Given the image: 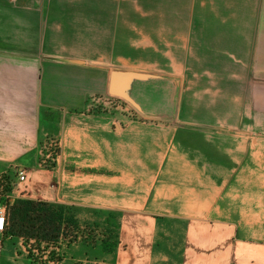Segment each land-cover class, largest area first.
Listing matches in <instances>:
<instances>
[{"label": "crops", "instance_id": "obj_1", "mask_svg": "<svg viewBox=\"0 0 264 264\" xmlns=\"http://www.w3.org/2000/svg\"><path fill=\"white\" fill-rule=\"evenodd\" d=\"M116 70L144 75L122 78L127 99ZM16 167L15 199L119 214L113 252L78 243L63 264H264V0H0ZM28 250L0 234V264H41Z\"/></svg>", "mask_w": 264, "mask_h": 264}, {"label": "trees", "instance_id": "obj_2", "mask_svg": "<svg viewBox=\"0 0 264 264\" xmlns=\"http://www.w3.org/2000/svg\"><path fill=\"white\" fill-rule=\"evenodd\" d=\"M97 227L81 222L77 210L72 207L19 198L10 206L4 235L22 239L29 248L30 258L36 263L62 264L64 247L70 248L74 244L84 243L92 248L101 244L110 253L115 250L119 243L118 232L114 241L115 233H100Z\"/></svg>", "mask_w": 264, "mask_h": 264}, {"label": "built area", "instance_id": "obj_3", "mask_svg": "<svg viewBox=\"0 0 264 264\" xmlns=\"http://www.w3.org/2000/svg\"><path fill=\"white\" fill-rule=\"evenodd\" d=\"M42 150V167L49 170L51 162L55 161L58 144L51 142L44 146ZM29 171L25 168L16 167L12 170H2L0 168V234L4 235L9 218V209L15 197H26L30 193ZM48 264H54L49 261Z\"/></svg>", "mask_w": 264, "mask_h": 264}, {"label": "rangeland", "instance_id": "obj_4", "mask_svg": "<svg viewBox=\"0 0 264 264\" xmlns=\"http://www.w3.org/2000/svg\"><path fill=\"white\" fill-rule=\"evenodd\" d=\"M115 105H116L115 107L121 106V105H117L116 103H115ZM48 144L47 143H45V144L43 143L42 150L44 149V151H46L44 146H46ZM56 151L58 152V149ZM54 157H55V160H56L57 155H55ZM42 158H43V156L41 154L40 164L43 161ZM54 163H55V161L51 162V165H50L49 169H51V166H53ZM85 213H87V214H85V216L87 215L88 216L87 218H90L91 219V222H84V223H91V224L98 225L97 228H100V229H98V231L100 233H101V231L103 233H106L107 231L108 232L111 231V232L115 233V238H113V240L116 241L118 227H119V214L107 213V212H98V213H95V212H91V211H89V212L87 211ZM95 235H98V233H96ZM105 239H107V238L105 237ZM97 246L96 247H97L98 250H95V251L93 250L94 251V255L93 256H95L96 259L102 260V257L104 255V252L105 251H107L105 253H110V252H109L108 249H105L101 244H98ZM96 247H94V248H96ZM89 250H92V247L89 248ZM45 256L47 257L48 254H46ZM77 264H93V263H90V262H86L85 261V262H78Z\"/></svg>", "mask_w": 264, "mask_h": 264}, {"label": "water", "instance_id": "obj_5", "mask_svg": "<svg viewBox=\"0 0 264 264\" xmlns=\"http://www.w3.org/2000/svg\"><path fill=\"white\" fill-rule=\"evenodd\" d=\"M125 76H131L135 78H142L144 75L137 74V73H127L124 71L116 70L113 72L112 76V82H111V94L116 96V97H121V98H128V96L125 94L124 89L121 85L122 78Z\"/></svg>", "mask_w": 264, "mask_h": 264}]
</instances>
